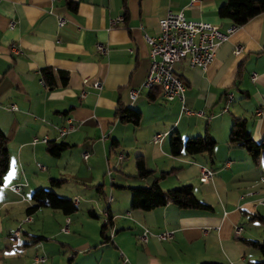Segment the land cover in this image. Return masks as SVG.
I'll use <instances>...</instances> for the list:
<instances>
[{"label":"crops","instance_id":"0c3cea01","mask_svg":"<svg viewBox=\"0 0 264 264\" xmlns=\"http://www.w3.org/2000/svg\"><path fill=\"white\" fill-rule=\"evenodd\" d=\"M68 1L76 7L65 0H0V130L8 149L0 182V264H246L258 259L243 239L264 240V226L252 217L264 215V161L255 165L244 148L227 139L233 117L246 119L253 140L264 136V11L237 25L205 70L191 67L187 58L176 61L174 71L185 89L182 100L166 101L142 87L149 66L144 36L159 33L158 20L168 11L224 30L232 24L217 13L225 0ZM59 16L65 19L62 25ZM96 43L106 52H98ZM236 44L242 50L234 55ZM43 67L65 73L66 84L48 88ZM96 80L99 87L93 86ZM131 89L138 91L133 99ZM227 93L232 101L223 110ZM118 104L139 110L138 124L120 122L114 115ZM182 105L205 115L187 114ZM62 127L67 131L60 136ZM172 131L182 138L207 132L215 140L212 156L171 155ZM155 134L160 141H152ZM43 135L46 142H31ZM49 141L68 146L53 156ZM139 154L153 172L145 178L134 176ZM202 166L213 171L207 181L199 180ZM162 172V189L190 184L209 208L171 202L130 208L129 187L149 185ZM51 177L65 179L53 190L71 198L76 210L64 214L43 206L28 214L31 193L49 185ZM12 184L20 190H12ZM26 215L30 220L21 225L16 245L12 232ZM165 230L171 237L158 239Z\"/></svg>","mask_w":264,"mask_h":264},{"label":"trees","instance_id":"16d2710c","mask_svg":"<svg viewBox=\"0 0 264 264\" xmlns=\"http://www.w3.org/2000/svg\"><path fill=\"white\" fill-rule=\"evenodd\" d=\"M69 8L74 9L75 3L65 0ZM264 11V0H225L217 10L221 17L229 18L235 25L245 23L249 18ZM43 83L48 88L55 86H64L67 82V76L63 72H56L48 67L40 69ZM158 93V88H150ZM149 92L148 97L154 98L155 94ZM114 115L120 122H131L138 124L140 120V111L134 108L118 104L114 110ZM228 144L236 145L244 148L251 161L257 165L264 161V136L255 141L252 139L249 130L246 126V119L243 117H233L231 127L228 133ZM215 140L207 133L200 135L182 138L176 131H172L169 136V152L171 155L193 154V153H206L209 157L212 156L214 150ZM68 143L64 141H49L47 144L48 152L53 156H58ZM135 177L145 178L152 175V170L148 169L145 165L143 157L139 154L135 156ZM8 167V149L7 138L0 130V182L3 174ZM166 172L159 175H154L153 180L149 185H136L130 186V208L148 210L157 206L165 205L168 202L175 204L180 208H198L207 209L209 205L202 200H199L192 192L190 184H180L169 189H162L158 184V179ZM65 182L62 178H49V188L38 187L31 193L30 197L33 204L26 208L29 214L39 207H49L53 209H60L64 214H70L76 210L75 204L72 199L65 196L58 195L53 188L59 187ZM97 187L96 185H94ZM91 212V211H89ZM264 226V215L255 213L252 215ZM106 224H102V230ZM103 233V232H102ZM40 238V237H36ZM244 243L253 247L258 253L260 258L254 260H247L246 264H264V240L257 239H243ZM69 263V262H68ZM199 264H217L215 262H202Z\"/></svg>","mask_w":264,"mask_h":264},{"label":"built area","instance_id":"2783aa9c","mask_svg":"<svg viewBox=\"0 0 264 264\" xmlns=\"http://www.w3.org/2000/svg\"><path fill=\"white\" fill-rule=\"evenodd\" d=\"M118 20H123V17H118ZM65 19L61 16L58 17V25H62ZM10 26L13 25V21H10ZM159 33L156 36L145 35V41L148 45V59L149 66L142 83V87L158 88L159 95L166 101L173 99L182 100L185 86L180 77L174 71V63L180 59L187 58L191 67H197L205 70L214 57L215 51L218 45L226 40L229 34L236 28L234 23L230 24L224 30L219 29L216 25L201 20L187 19L181 11L172 12L168 11L166 15L158 20ZM11 48L17 52V47L12 44ZM95 49L100 53L106 52V46L100 43L95 44ZM242 50L240 44H236L233 49V54L237 55ZM256 73H251V78L254 79ZM93 86L99 87L100 81L93 82ZM138 91L131 89L129 91V97L135 98ZM232 101V93H227L225 98V104L223 110H226L230 102ZM11 109H15L16 106L10 105ZM182 110L187 114L205 115L203 110H193L182 105ZM67 131V128L62 127L59 129V135H63ZM160 134H155L152 137L153 142L161 140ZM48 137L32 136L31 142L36 143L38 141L46 142ZM88 153L82 152V157L86 159ZM122 156L119 155L118 158ZM213 174V171L207 167L202 166L200 168V181H207ZM10 188L14 191H19L20 186L18 184L10 185ZM108 198L107 200H109ZM261 204H264V199L260 200ZM30 220V217L26 215L15 230L12 232L14 244H20L21 225L24 222ZM107 220H104V223ZM68 219L66 223L61 227V231H67ZM240 227L235 228V233H239ZM172 235L171 230H165L157 234L158 239H167ZM146 232H142L140 238L146 240ZM37 260H43L42 257H38Z\"/></svg>","mask_w":264,"mask_h":264},{"label":"rangeland","instance_id":"374dc122","mask_svg":"<svg viewBox=\"0 0 264 264\" xmlns=\"http://www.w3.org/2000/svg\"><path fill=\"white\" fill-rule=\"evenodd\" d=\"M160 104H162V102H160ZM118 152L117 151H114V152H112V160H113V162H114V159H115V157H116V154H117ZM128 153V155H125V160H127L128 159V157H129V155H130V152L128 151L127 152ZM122 165H124V164H122ZM119 167V166H118ZM123 167V166H122ZM35 171H38V170H35ZM118 173V172H117ZM108 177V176H107ZM50 186L49 185H47V183L43 186V188H49ZM22 188V187H21ZM55 191V190H54ZM60 192V191H59ZM61 196H63V195H61ZM101 199V198H100ZM256 258H260V256H259V254H258V252H257V257Z\"/></svg>","mask_w":264,"mask_h":264}]
</instances>
